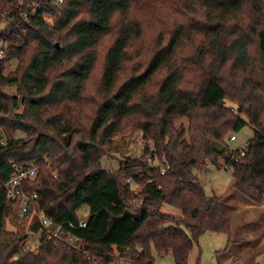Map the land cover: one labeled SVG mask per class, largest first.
Listing matches in <instances>:
<instances>
[{"label":"trees","instance_id":"1","mask_svg":"<svg viewBox=\"0 0 264 264\" xmlns=\"http://www.w3.org/2000/svg\"><path fill=\"white\" fill-rule=\"evenodd\" d=\"M60 1L0 2V264H154L153 251L188 264L205 232L233 243L224 195L206 196L195 172L231 170L226 192L264 205V0ZM8 60L17 65L5 74ZM245 125L253 138L231 150ZM137 132L157 164L103 169L113 141ZM30 163L37 178L19 189L43 196L37 215L64 224L94 260L47 240L37 215L40 246L22 251L29 218L5 185ZM130 177L145 183L136 194ZM83 205L86 228L72 230Z\"/></svg>","mask_w":264,"mask_h":264},{"label":"rangeland","instance_id":"2","mask_svg":"<svg viewBox=\"0 0 264 264\" xmlns=\"http://www.w3.org/2000/svg\"><path fill=\"white\" fill-rule=\"evenodd\" d=\"M143 25L145 35L143 39L144 41L145 39H147L150 29L147 22L144 21ZM1 27H3V25ZM4 65V73L9 74L10 72L14 71L17 62L15 60H8L5 62ZM225 102L230 108L233 107L231 102L227 100ZM180 123L186 124L188 123V119L181 118L175 121L174 124L177 127ZM253 136L254 134L252 128L249 125H245L241 129V131L235 134L236 140L229 142L231 150L234 151L237 149H243L247 145V143L253 138ZM113 145L116 148V152H114L115 154L103 157L101 159L102 168L106 171L114 172L115 170H117L120 166V162L118 160L119 158L121 160H124L125 158L137 160L136 162L141 163L143 165H148L149 167L155 166L157 164L156 161H152V158L150 156V152L153 145H148V143H146V141L142 139L141 132H137L130 135L127 134V136L125 137L116 138L113 141ZM146 171L149 174V170L147 169ZM195 173L198 177V180L202 184L206 196L209 197L214 194L224 195L222 199V208L230 226L232 227V233H234V238L233 243L229 246L228 237L226 234L216 232L203 233L198 238L190 252L188 264H228L225 263V259L228 255V251L233 250V245L237 246V244L240 243L238 245L239 248L241 244L247 243L248 241V237L244 235L243 229H241L240 225L238 224V222L241 223L242 221L240 219H237L236 221L234 216L231 214L235 196L236 194L240 196V194L235 191H232L230 193L226 192L229 191V189H231L233 185L231 170H217L213 165H208L207 171H197ZM135 176H137L141 180V178H143V173L139 171L138 173H136ZM126 182L130 185L133 191L132 193L134 194L138 193L139 190L142 188V185L144 186L145 184L141 182H134L132 177L128 178ZM130 200L134 205H136V203L138 205L140 204V202L135 198V195H132ZM88 211V207L86 205H83L78 210L79 219H86L88 217ZM161 211L172 213V215H179V211L177 209L167 205L162 206ZM34 217L35 214L29 217L26 226L18 225L20 228H24V233H26L24 247L27 245L32 252L37 251L40 246L39 234L30 232L29 230V227L33 222ZM245 219L246 218H244V220ZM249 223H251V225L246 226L245 228L250 230L252 233H256L257 230L255 229L254 225L258 226L256 224L257 220H252V222ZM7 228L12 229L9 224ZM261 234L262 231L257 233L255 238H257ZM152 255L154 257V264H175L173 255L171 253L159 255L156 251H153ZM256 263L264 264V252L259 256ZM113 264H118V262L116 261Z\"/></svg>","mask_w":264,"mask_h":264},{"label":"built area","instance_id":"3","mask_svg":"<svg viewBox=\"0 0 264 264\" xmlns=\"http://www.w3.org/2000/svg\"><path fill=\"white\" fill-rule=\"evenodd\" d=\"M5 1V0H0ZM59 3L61 1L59 0ZM35 11V10H33ZM43 18L48 25H52V19L49 15L44 14ZM13 19V18H12ZM4 39L0 38V57L4 55V46H5ZM235 136L230 137V142L235 141ZM0 143H3V140L0 139ZM15 172L10 177L8 183L5 185V193L6 198L9 201H14L19 205L18 214L21 218L30 217L31 215H37V211L39 210V205L44 197H40L37 194H29L26 191L19 189L21 184L25 182H34L37 178V167L34 163L27 164L24 167H14ZM54 178L56 174H53ZM38 225H39V232H44L47 240L52 241L55 245H61L62 247H67L73 249L75 251H81L86 255L88 260L92 259V255L86 250L85 242L80 237L67 234L64 230V224L56 225L53 221L49 218L44 216L43 214L37 215ZM69 228L72 230H80L86 228V220L79 219L78 224L74 226L73 224H68ZM39 234V233H38ZM31 250L26 245L22 248V251ZM94 260V258H93Z\"/></svg>","mask_w":264,"mask_h":264},{"label":"crops","instance_id":"4","mask_svg":"<svg viewBox=\"0 0 264 264\" xmlns=\"http://www.w3.org/2000/svg\"><path fill=\"white\" fill-rule=\"evenodd\" d=\"M231 214L235 220L240 219L242 222L238 224L243 229L244 235L248 237L247 243L233 245V250L228 251V255L225 259V263L228 264H259L256 263L259 256L264 252V205L254 206L248 204L244 199L236 194L234 204L232 206ZM244 218H246L244 220ZM252 220H257L255 229L256 233H252L246 229V226L251 225ZM244 221V223H243ZM262 234L255 238L256 234L261 232ZM234 238V235H233ZM233 240V239H232ZM242 243V242H241ZM232 244V242H231ZM229 244V246L231 245ZM237 260V261H236ZM256 260V261H255Z\"/></svg>","mask_w":264,"mask_h":264},{"label":"water","instance_id":"5","mask_svg":"<svg viewBox=\"0 0 264 264\" xmlns=\"http://www.w3.org/2000/svg\"><path fill=\"white\" fill-rule=\"evenodd\" d=\"M206 209H208V208L206 207Z\"/></svg>","mask_w":264,"mask_h":264}]
</instances>
